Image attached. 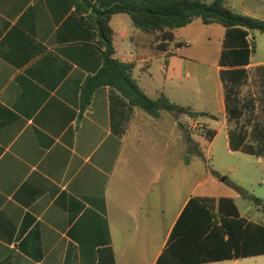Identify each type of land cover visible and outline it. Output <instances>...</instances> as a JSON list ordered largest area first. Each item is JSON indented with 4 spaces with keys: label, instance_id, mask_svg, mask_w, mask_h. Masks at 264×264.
Masks as SVG:
<instances>
[{
    "label": "crops",
    "instance_id": "0c3cea01",
    "mask_svg": "<svg viewBox=\"0 0 264 264\" xmlns=\"http://www.w3.org/2000/svg\"><path fill=\"white\" fill-rule=\"evenodd\" d=\"M116 3L0 0V264H99L108 246L116 264H157L190 198L211 197L196 195L199 178L185 193V155L201 147L185 122L194 127L202 117H153L107 85L83 102L105 60L97 11ZM228 6L264 20V0ZM109 25L114 58L133 64L149 97L209 115L201 90L185 80L209 54L192 48L197 36L218 38L210 102L225 110L222 25L194 19L164 46L160 33L136 28L127 14L112 15ZM249 38L256 43L254 32Z\"/></svg>",
    "mask_w": 264,
    "mask_h": 264
},
{
    "label": "trees",
    "instance_id": "16d2710c",
    "mask_svg": "<svg viewBox=\"0 0 264 264\" xmlns=\"http://www.w3.org/2000/svg\"><path fill=\"white\" fill-rule=\"evenodd\" d=\"M229 0H117L111 8L97 11L96 24L105 47L104 65L83 95L90 102L92 91L107 85L122 93L130 103L153 117L161 112L186 114L191 118L209 116L193 112L173 103L165 95L149 97L132 75L133 64L114 58L113 31L109 25L112 15L124 13L131 17L136 28L160 33L161 46L174 41L173 30L201 19L205 25H222L226 32L220 56L221 79L225 89V111L228 121L236 122L229 131V148L246 154L264 157V124L254 123L251 130L241 119L255 109L252 101L242 102L239 90L247 80V66L256 51L249 36L254 31L264 33V20L237 14L228 6ZM264 73V67H260ZM210 139L217 134L210 130ZM264 214V199L247 196ZM264 255V224L243 216L233 198L192 197L175 224L168 246L157 264H203L238 260ZM99 264H116L113 249L100 251Z\"/></svg>",
    "mask_w": 264,
    "mask_h": 264
},
{
    "label": "rangeland",
    "instance_id": "374dc122",
    "mask_svg": "<svg viewBox=\"0 0 264 264\" xmlns=\"http://www.w3.org/2000/svg\"><path fill=\"white\" fill-rule=\"evenodd\" d=\"M254 35L256 51L252 63L255 67L248 69V78L239 90L241 101H252L255 106L253 116L249 117L247 114L240 121L248 130L252 129L254 123L264 124V73L256 67L264 61V33L254 31ZM221 46L218 38L208 33L197 36L192 45L200 53L207 50L209 54L205 61L191 65L190 77L185 81L193 82L195 90H201L200 108L209 109L215 114L202 117L194 127L190 121L185 122V126L191 132L194 130V137L201 142L200 155L196 151L193 153L192 146L191 151L185 155V193L188 191V183H196L199 178L202 183L196 190L197 196L233 198L242 216L264 224V214L247 197L252 195L264 199V157L232 151L229 148L227 132L236 127V122L228 121L225 110L218 112L215 103L210 102L219 85L216 63ZM216 129L222 131L210 139L209 131L217 132ZM210 264H264V255Z\"/></svg>",
    "mask_w": 264,
    "mask_h": 264
},
{
    "label": "water",
    "instance_id": "95a60500",
    "mask_svg": "<svg viewBox=\"0 0 264 264\" xmlns=\"http://www.w3.org/2000/svg\"><path fill=\"white\" fill-rule=\"evenodd\" d=\"M224 180V178L222 179V181Z\"/></svg>",
    "mask_w": 264,
    "mask_h": 264
}]
</instances>
